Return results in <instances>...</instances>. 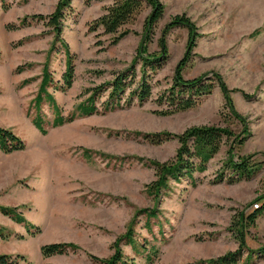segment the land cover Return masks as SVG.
<instances>
[{"label": "rangeland", "instance_id": "1", "mask_svg": "<svg viewBox=\"0 0 264 264\" xmlns=\"http://www.w3.org/2000/svg\"><path fill=\"white\" fill-rule=\"evenodd\" d=\"M114 1L72 0L62 37L74 57V83L50 92L68 117L146 48L143 55L157 54L164 61L152 74V98L56 129L50 126L53 111L44 104V135L33 124L44 66L49 64L59 85L66 71V54L60 43L53 49L55 31L46 19L59 0H5L7 10L0 0V127L26 144L22 152L0 150V207H18L38 229L31 234L0 212V255L24 256L22 264H100L91 257H111L112 244L137 211L154 208L159 216L150 221L151 229L144 216L135 222L139 251L123 246L133 264L146 263L145 247L160 250L154 264L217 258L239 248L240 230L250 249L264 247V216L253 227L244 223L264 199V0H159L164 12L151 27L153 9L145 3L120 29L126 34L116 44L118 34L90 29ZM18 67L25 70L17 73ZM180 67L185 80H214L215 88L195 107L162 115L167 106L155 100L173 85ZM136 70L138 82L140 65ZM105 101V96L98 100L100 110ZM201 126L223 127L233 136L208 170L195 175L196 187L188 180L172 181L169 195L155 201L146 190L157 178L148 164L172 161L179 142L152 143V135H179ZM240 159L262 166L261 171L250 181L216 183L225 163ZM56 243L79 249L44 258L41 248ZM253 261L264 264L258 256Z\"/></svg>", "mask_w": 264, "mask_h": 264}, {"label": "trees", "instance_id": "2", "mask_svg": "<svg viewBox=\"0 0 264 264\" xmlns=\"http://www.w3.org/2000/svg\"><path fill=\"white\" fill-rule=\"evenodd\" d=\"M3 3L5 0H1ZM89 1V0H88ZM148 4L153 9V13L149 18L150 27L157 23L162 17L164 6L159 0H115L109 6L106 12L92 23L91 30H97L103 27L104 32L108 34H118L113 38L114 44L118 43L124 36L125 32L119 33L120 29L131 21L143 8L144 4ZM72 0H59L56 9L49 14L46 19L47 23L53 27L55 31V39L53 49L57 43L64 49L66 54V71L63 76V84H55L53 74L50 71L49 64L43 69L41 84L33 106L36 109V116L33 118L34 126L42 133L47 134L46 120L42 115V106L48 104L54 114L50 126L52 128H60L67 124L73 123L78 118L92 117L99 114L115 112L121 109H128L138 104L140 106L146 104L153 96L151 80L156 71L160 70L164 61L157 54H147V49L142 48L141 52L134 58L132 66L125 72L118 74L112 82H107L98 86L90 92L85 101L81 102L75 111L68 117L63 116L62 110L56 102L54 95L50 92L51 88L55 91H66L73 86L75 77L74 57L70 46L64 41L62 21L65 17L66 9L71 7ZM4 9H8V5L4 3ZM45 18V17H44ZM178 19L185 20L183 17ZM182 23L181 21H177ZM23 25L27 22L24 20ZM148 53V52H147ZM1 56V52H0ZM164 60V58H163ZM137 65H140L142 76L137 79ZM183 67L178 68L173 78V85L165 90L155 102L160 106H167L166 110L160 112L162 115H170L176 112L189 110L200 103V101L213 93L215 85L212 81L204 78L195 80H185L182 76ZM25 69L18 67L17 73H21ZM30 81H25L23 85H27ZM136 85L135 88H133ZM106 97L103 108L97 106V102L102 97ZM233 134L230 130L216 126L191 127L179 135L168 133L152 135V143H161L176 139L179 142V148L175 158L165 164L158 162H150L148 164L151 169L156 172V180L149 184L146 188L148 195L155 201L167 197L172 191L171 182L181 184L184 180H188L193 187L197 186L196 174H203L208 170L209 163L220 152L225 140L231 139ZM149 137V136H148ZM244 142L241 141V144ZM26 149L25 142L9 129L0 127V150L6 154L22 152ZM262 166L251 163L247 159H240L238 162L228 160L224 165V171L217 177L216 183L235 184L242 181H250L261 171ZM227 172V173H226ZM260 207L247 216H244V223L247 227H253L260 217L264 216V199L261 200ZM18 207H0V212L18 224L25 226L26 230L32 234L33 229H37L34 224L26 220V218L18 212ZM144 216L148 222L147 229H151L150 221L157 219L159 210L142 209L137 211L135 217L128 225L127 232L120 236L113 244V254L107 259H99L92 256V260L100 264H133L129 261L124 252L123 246H130L135 251H139L136 241V220ZM38 230V229H37ZM2 230H0L1 233ZM1 235H3L1 233ZM239 248L230 251L217 258L209 260H200L186 264H254V256L264 259V247L258 250H252L247 245L246 234L243 230L239 232ZM79 247L71 243H56L44 245L41 253L44 258H50L58 255H66L71 251L77 252ZM149 248L145 256V264H154L159 258L160 250L156 247ZM27 262L24 256L12 258L10 255H0V264H22Z\"/></svg>", "mask_w": 264, "mask_h": 264}]
</instances>
